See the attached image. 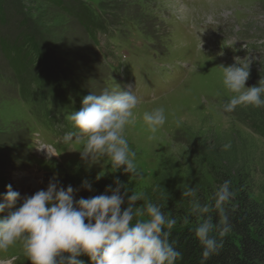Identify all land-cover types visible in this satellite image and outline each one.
<instances>
[{
    "label": "rangeland",
    "instance_id": "374dc122",
    "mask_svg": "<svg viewBox=\"0 0 264 264\" xmlns=\"http://www.w3.org/2000/svg\"><path fill=\"white\" fill-rule=\"evenodd\" d=\"M190 1L193 4L187 0H3L0 75L12 76L8 63L15 69L17 64L13 60L31 68L37 63L35 57L42 56L60 72L78 100L82 92L98 95L115 87L104 60L108 57L106 63H112V52L133 31L159 40L157 46L142 50L140 55L150 62L146 73L131 69L142 86L137 121L126 129L129 145L137 153L138 174L130 177L122 169L115 172L107 158L99 164H87L79 152L86 138L62 147L49 135L42 140L53 147L38 153L39 166L46 174H38L23 189V197L46 189L49 180L56 177L62 186L71 185L74 189L88 180L93 191L80 189L76 194L77 199L88 198L97 193L99 186L112 185L118 177L133 192H144L155 200L158 195L171 197L180 193L185 184L198 187L209 183L216 188L218 165H228L235 173L243 170L247 174L250 198L264 203V131L259 128L264 126V108L238 107L225 113L223 104L232 94L222 83L221 67L236 60L249 62L246 86H257L264 80V48L231 58L221 46L210 57L199 50L205 35L203 22L211 21L205 17L223 13H229L231 26L214 28L215 33L222 31L223 36L235 35L240 39L259 34L261 38L256 43L263 46L264 0ZM159 3L168 4L162 9L164 24L155 15ZM126 19L129 25L119 23ZM84 20L92 27L105 24L108 29L100 34L99 46L87 38ZM172 34L170 43L166 42V37ZM27 40L34 44L35 57L25 48ZM128 56L132 59L130 53ZM157 107L165 109L167 120L152 134L142 115ZM22 110L14 97L4 94L0 87V200L8 185L5 182L15 176L16 168L31 164L32 158L37 157L25 145L29 144L33 129ZM225 144L231 147L225 150ZM13 248L18 255L25 256L20 245ZM5 256L0 253V258ZM26 264L31 261L28 259Z\"/></svg>",
    "mask_w": 264,
    "mask_h": 264
},
{
    "label": "clouds",
    "instance_id": "9594fccd",
    "mask_svg": "<svg viewBox=\"0 0 264 264\" xmlns=\"http://www.w3.org/2000/svg\"><path fill=\"white\" fill-rule=\"evenodd\" d=\"M249 66V62L238 60L221 66L222 83L232 94L223 104L225 113L238 107L264 108V80L257 86H246ZM141 103L131 86L124 90L116 84L98 95L91 93L83 98L80 110L70 115L79 135L68 133L64 139L86 138L79 152L87 164H99L107 158L115 172L122 169L135 176L139 171L137 153L129 145L126 129L135 125ZM142 119L155 134L167 117L165 109L157 107L144 112ZM223 147L227 150L231 145ZM80 189L92 192V183L83 180L80 188H65L53 177L46 189L23 198L7 185L0 200V214L8 213L0 215V252L20 245L31 264H85L82 256L91 264H177L182 259L175 241H170L177 220L164 211V204L154 202L144 192H133L118 177L99 195L77 199ZM197 192L196 187L185 184L182 197L189 198V216L198 219L193 232L203 249L201 264H206L232 231L229 205L235 192L230 180L214 191L210 203H201ZM213 211L218 216L215 224Z\"/></svg>",
    "mask_w": 264,
    "mask_h": 264
},
{
    "label": "trees",
    "instance_id": "16d2710c",
    "mask_svg": "<svg viewBox=\"0 0 264 264\" xmlns=\"http://www.w3.org/2000/svg\"><path fill=\"white\" fill-rule=\"evenodd\" d=\"M2 3L3 0H0L1 13ZM89 34L91 35V33ZM25 48L33 57L36 56V49L31 41L27 40ZM35 59L37 60L35 61L36 64L41 63L40 59H37V57ZM18 61V59L13 60V63L15 62L17 64L16 68L20 69L21 62L19 64ZM44 75H46L45 72ZM42 79L45 80L46 76H43ZM260 127H263V131L264 126ZM218 166L217 175L214 177L216 188L209 183L200 185L196 187L198 189L197 197L201 203L212 202L211 198L214 191L225 180H230L232 190L235 192V196L229 205L233 228L224 237L222 248L213 254L206 261V264H264V203H258L250 198L246 184L247 174L243 173V170L235 173V170L229 168L228 165ZM105 188L104 185L99 186L97 193H93V196L104 193ZM181 189L183 188L181 187ZM188 199L182 197L181 190L180 193L171 197H160L158 195L153 201L164 204V211L177 220L170 237V241H175L174 246L182 255V259L178 260L177 264H201L203 249L193 232L198 219L195 216H189ZM211 215L215 224L218 216L215 211ZM186 217H189L187 222H185Z\"/></svg>",
    "mask_w": 264,
    "mask_h": 264
},
{
    "label": "bare ground",
    "instance_id": "6f19581e",
    "mask_svg": "<svg viewBox=\"0 0 264 264\" xmlns=\"http://www.w3.org/2000/svg\"><path fill=\"white\" fill-rule=\"evenodd\" d=\"M46 152H47V150H46Z\"/></svg>",
    "mask_w": 264,
    "mask_h": 264
}]
</instances>
